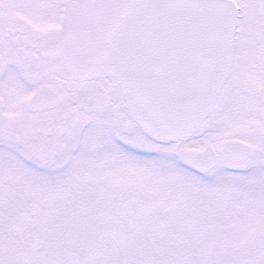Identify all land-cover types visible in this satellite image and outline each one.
Instances as JSON below:
<instances>
[{"label": "snow or ice", "instance_id": "6c2138e0", "mask_svg": "<svg viewBox=\"0 0 264 264\" xmlns=\"http://www.w3.org/2000/svg\"><path fill=\"white\" fill-rule=\"evenodd\" d=\"M0 264H264V0H0Z\"/></svg>", "mask_w": 264, "mask_h": 264}]
</instances>
